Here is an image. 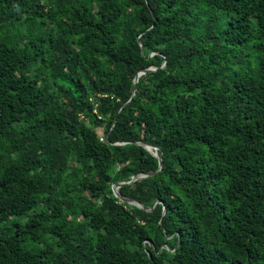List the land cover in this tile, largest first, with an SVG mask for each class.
<instances>
[{"label": "trees", "instance_id": "trees-1", "mask_svg": "<svg viewBox=\"0 0 264 264\" xmlns=\"http://www.w3.org/2000/svg\"><path fill=\"white\" fill-rule=\"evenodd\" d=\"M0 264H264V0H0Z\"/></svg>", "mask_w": 264, "mask_h": 264}, {"label": "water", "instance_id": "water-1", "mask_svg": "<svg viewBox=\"0 0 264 264\" xmlns=\"http://www.w3.org/2000/svg\"><path fill=\"white\" fill-rule=\"evenodd\" d=\"M152 70H155V68H149V69H147V70H145V71H142V72L138 73V74L136 75V78H135V83H137V82L139 81V78H140V76H141L142 74H144L146 71H152ZM136 90H137V88H136V86H135L133 95H135ZM140 144H143V143H140ZM144 145H145V147H146L149 151H151L155 156H158V157H159V161H160V169H161V167H162V165H163V160H162V157H160V156L158 155V153H157V148H156L155 151H154V150H153V148H154L153 146L148 145V144H144ZM160 169H159V170H160ZM154 174H155V173H147V174H143V175H140V176H139V175H136V176H134V177L132 178V180L129 181V182H121V183H117L116 185L113 186L114 192H115V194H116L117 196H119L122 200H125V201H127V202H131V203H133V204H136V205L142 206L138 201H135V200H133V199H131V198H126V197L122 196V195L119 193L118 189H119L122 185H124V184H130V183H132V182H135L138 178H141V177H147V176H152V175H154Z\"/></svg>", "mask_w": 264, "mask_h": 264}, {"label": "rangeland", "instance_id": "rangeland-1", "mask_svg": "<svg viewBox=\"0 0 264 264\" xmlns=\"http://www.w3.org/2000/svg\"><path fill=\"white\" fill-rule=\"evenodd\" d=\"M98 132L100 133V135H103V130L99 129Z\"/></svg>", "mask_w": 264, "mask_h": 264}]
</instances>
